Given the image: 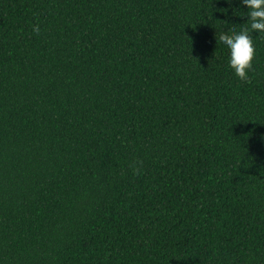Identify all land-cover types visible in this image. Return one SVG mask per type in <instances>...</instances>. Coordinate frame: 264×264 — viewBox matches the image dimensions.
<instances>
[{
	"label": "trees",
	"instance_id": "trees-1",
	"mask_svg": "<svg viewBox=\"0 0 264 264\" xmlns=\"http://www.w3.org/2000/svg\"><path fill=\"white\" fill-rule=\"evenodd\" d=\"M246 13L0 0V264H264V34L247 82L217 43Z\"/></svg>",
	"mask_w": 264,
	"mask_h": 264
},
{
	"label": "clouds",
	"instance_id": "clouds-1",
	"mask_svg": "<svg viewBox=\"0 0 264 264\" xmlns=\"http://www.w3.org/2000/svg\"><path fill=\"white\" fill-rule=\"evenodd\" d=\"M230 3L235 4V0H230ZM240 4L247 8L250 28H243L232 35L220 34L217 43L229 50L228 66L235 76L247 82L256 51L252 33L264 34V0H240ZM236 12L241 14V9L237 7ZM33 31L39 33V26H34Z\"/></svg>",
	"mask_w": 264,
	"mask_h": 264
}]
</instances>
